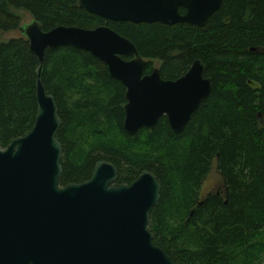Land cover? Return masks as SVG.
Returning a JSON list of instances; mask_svg holds the SVG:
<instances>
[{
	"label": "trees",
	"instance_id": "obj_1",
	"mask_svg": "<svg viewBox=\"0 0 264 264\" xmlns=\"http://www.w3.org/2000/svg\"><path fill=\"white\" fill-rule=\"evenodd\" d=\"M19 9L44 30L113 28L148 60L144 73L155 67L153 59L161 61L165 79L184 75L196 59L203 62L212 91L184 130L174 132L162 116L153 128L131 134L124 128L126 86L107 65L71 45L47 49L42 81L62 120L59 182L89 180L100 160L118 168L116 185L150 170L161 191L149 229L177 264H264V0H223L202 26L115 21L80 7L79 0H0V34L19 28ZM39 65L24 35L0 40L4 148L35 124ZM213 169L225 188L205 194Z\"/></svg>",
	"mask_w": 264,
	"mask_h": 264
},
{
	"label": "water",
	"instance_id": "obj_2",
	"mask_svg": "<svg viewBox=\"0 0 264 264\" xmlns=\"http://www.w3.org/2000/svg\"><path fill=\"white\" fill-rule=\"evenodd\" d=\"M222 1L79 0V5L115 21L202 26ZM18 29L40 63L38 110L27 134L5 148L0 145V264H177L154 243L149 229L161 191L155 173L143 170L131 183L116 185L118 168L100 160L89 180L60 185L63 146L57 132L62 120L42 74L47 49L71 45L86 50L126 86L128 133L153 128L162 116L178 133L212 91L203 62L196 59L184 75L165 79L159 67L144 73L148 60L135 43L107 25H58L44 30L32 18Z\"/></svg>",
	"mask_w": 264,
	"mask_h": 264
},
{
	"label": "rangeland",
	"instance_id": "obj_3",
	"mask_svg": "<svg viewBox=\"0 0 264 264\" xmlns=\"http://www.w3.org/2000/svg\"><path fill=\"white\" fill-rule=\"evenodd\" d=\"M17 14L21 17V24L29 23L32 20V15L24 9L16 10ZM21 35V31L19 29H14L10 31H5L0 34V40H7L12 37H18ZM153 65L155 67H159L161 61L158 59H153ZM142 151V149H137ZM224 184L221 175L213 169L210 175L206 178L203 185V193L207 194L211 191L222 190L224 191Z\"/></svg>",
	"mask_w": 264,
	"mask_h": 264
},
{
	"label": "flooded vegetation",
	"instance_id": "obj_4",
	"mask_svg": "<svg viewBox=\"0 0 264 264\" xmlns=\"http://www.w3.org/2000/svg\"><path fill=\"white\" fill-rule=\"evenodd\" d=\"M184 12V11H183ZM217 191H220V190H217ZM212 192V191H211ZM209 193V192H208Z\"/></svg>",
	"mask_w": 264,
	"mask_h": 264
}]
</instances>
